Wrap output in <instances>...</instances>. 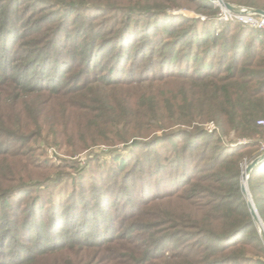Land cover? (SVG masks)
Here are the masks:
<instances>
[{
  "label": "trees",
  "instance_id": "1",
  "mask_svg": "<svg viewBox=\"0 0 264 264\" xmlns=\"http://www.w3.org/2000/svg\"><path fill=\"white\" fill-rule=\"evenodd\" d=\"M219 14L209 0H0V264H264L240 191L264 153V30ZM51 144L145 154L88 161L115 193L90 204ZM247 185L264 224V160Z\"/></svg>",
  "mask_w": 264,
  "mask_h": 264
},
{
  "label": "rangeland",
  "instance_id": "2",
  "mask_svg": "<svg viewBox=\"0 0 264 264\" xmlns=\"http://www.w3.org/2000/svg\"><path fill=\"white\" fill-rule=\"evenodd\" d=\"M176 14L181 15L185 18H195L200 21L205 20L204 16L196 15L187 10H180L176 12ZM202 18H204V20H202ZM211 124L212 123H209L205 125L203 128L207 133L212 132L210 131L211 130L210 127H207L208 125H211ZM227 141L234 142V143L236 142L235 137L233 138L232 136L227 138ZM239 143L245 144V141H242V142L237 141L236 144H239ZM43 149H44V155L46 156V158L50 162H52L56 167H59L60 165H62L64 161L69 163L70 164L69 166H73L72 167L73 169H70V168L65 169L66 174H68L70 178L79 177V174L82 173L83 189H77V190H81V192L85 194L87 201L90 204L94 203V199H92L93 194H97L101 192L104 193L106 191H111V193H109L106 196L108 198L107 200L109 201V203L112 204L114 202L113 198L115 197V193H114L113 187L108 188L109 184H111L113 180V176L110 174V172L99 170L100 168L98 167V165H95V164H92L88 169L85 170V167L87 166L86 164L88 163V161L97 157L98 161H96L95 163L98 162L101 164L102 161L110 160L111 156L113 155L112 154L113 151H118L116 154H128L129 152H130L129 154H132V151H133V153L136 155V157L138 156V158H141L145 154V152L143 151L144 150L143 148L139 149V151L137 149H132L131 151V148H127L126 151H123L125 149L121 147L106 148L104 146H96L93 148H88V150L84 151L83 153L76 155L74 157H71L66 154L67 148H59L57 145L51 144L50 146L45 147ZM248 164H245L244 168ZM109 165L112 166V164H109ZM66 186H67V183H66ZM63 188L64 189L61 188V191L66 192L68 190L66 187H63ZM94 191H98V192H94ZM257 231H258V228H257ZM258 234H259V231H258ZM248 264H255V262H250Z\"/></svg>",
  "mask_w": 264,
  "mask_h": 264
},
{
  "label": "water",
  "instance_id": "3",
  "mask_svg": "<svg viewBox=\"0 0 264 264\" xmlns=\"http://www.w3.org/2000/svg\"><path fill=\"white\" fill-rule=\"evenodd\" d=\"M209 2L215 4L221 10L227 11L231 14H235V15L252 14V15L264 17V11H261V10L231 5L228 3H224L222 0H209ZM263 160H264V153L261 156H259L258 158H256L255 160H253L250 164H248L244 168V170H242L241 179H240L241 180L240 191L246 200V205H247L249 214H250L253 222L256 224V226L258 228L261 240L264 244V224L262 223V221H261V219L257 213V210L254 206V203H253L252 198L250 196V193L248 190V185H247V180H248V177H249L251 171Z\"/></svg>",
  "mask_w": 264,
  "mask_h": 264
},
{
  "label": "built area",
  "instance_id": "4",
  "mask_svg": "<svg viewBox=\"0 0 264 264\" xmlns=\"http://www.w3.org/2000/svg\"><path fill=\"white\" fill-rule=\"evenodd\" d=\"M202 20H204V18H202ZM218 21H220V22H234V21H236V22L247 25V26L254 28V29L264 30V17L256 16V15H252V14L235 15V14H231L227 11L220 10V14L218 16ZM260 124H264V123L260 122ZM207 127H210V129H211L210 131H213L215 129L212 124L208 125ZM239 144H243V143H239Z\"/></svg>",
  "mask_w": 264,
  "mask_h": 264
}]
</instances>
